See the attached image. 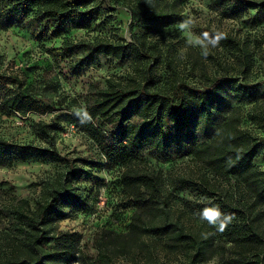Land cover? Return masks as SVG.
<instances>
[{"label":"trees","instance_id":"16d2710c","mask_svg":"<svg viewBox=\"0 0 264 264\" xmlns=\"http://www.w3.org/2000/svg\"><path fill=\"white\" fill-rule=\"evenodd\" d=\"M166 1L140 0L141 17L149 22L175 20L180 14L176 11L178 0ZM213 1L220 14L228 18H239L250 9L264 10V0ZM103 3L104 0H0V28L29 23L37 38H50L71 26H90L104 8ZM204 35L231 50L235 70L222 73L217 69L213 75L206 68L199 70L202 86L176 80V96L165 87L151 86L154 76L150 68L159 57L147 51L136 35L131 42L103 37L66 39L54 48L53 53L62 57L74 54V68L99 65L101 55L125 60L132 51L151 60L143 79L134 73L120 79L109 77L105 86L92 85L85 116L78 115L106 160L120 166L122 190L133 198L137 209L127 232L102 230L96 240V254H90L81 245L77 232L58 229V222L70 214L67 208L81 209L86 205L74 181L82 174L75 163L88 160L70 159L59 151L53 134L58 125L54 121L36 125L43 144H22L0 137V164L20 160L63 164L61 171L42 181L40 197L34 203L30 198L15 201L14 197L8 205L14 223L9 231H0L4 238L0 264H175L169 258L170 252L184 258L178 264H198L208 259L215 246L214 225L186 228L180 220H168L173 209L164 199L159 170L151 169V163L143 157L145 150L154 152L158 161L189 156L192 165L187 173L175 176L173 186L176 191L196 190L205 209L197 212L186 203L187 213L181 210L180 216L186 215L187 222H191L197 212L206 220L220 223L233 249L232 264H264V228L257 222L264 219V170L256 163L264 137L242 127L240 105L253 102L248 117L263 128L264 83L251 78L253 59L247 40L211 29H205ZM2 78L0 75L1 112L27 115L58 110L54 104L43 103L33 85L19 83L15 78L10 86V81ZM220 179L231 184V192L219 191L215 181ZM153 247L168 256L166 263L154 260L150 251ZM158 251L154 254L158 255Z\"/></svg>","mask_w":264,"mask_h":264},{"label":"rangeland","instance_id":"374dc122","mask_svg":"<svg viewBox=\"0 0 264 264\" xmlns=\"http://www.w3.org/2000/svg\"><path fill=\"white\" fill-rule=\"evenodd\" d=\"M115 1L104 0V8L99 10L90 26H71L60 35L50 38H37L29 23L0 28L2 79L10 81V86L14 85L11 80L15 78L19 83L33 85L43 103L54 104L58 108L53 112H30L27 115H9L0 111V137L22 144H43L36 125L42 121H54L58 125V128L54 125L56 130L53 134L59 151L70 159L84 157L88 160V163H75L82 174L74 181L86 199V205L81 209L72 206L67 208L66 211L70 214L58 222V229L62 232H77L81 245L93 255L96 254L95 244L102 230H129L137 205L122 190L120 166L106 160L98 144L84 130L78 115L80 113L85 116V104L92 85L105 86L109 77L120 79L134 73L143 79L146 75L144 69L151 60L132 51L125 60L119 61L101 55L99 65L74 68L72 62L75 55L62 57L53 53L54 48L61 46L66 39L78 41L103 37L131 42L136 35L142 39L147 51L154 52L159 57V61L150 68L154 76L151 86L165 87L174 94L175 82L179 79L193 86H202L199 70L206 68L212 75L217 69L222 73L234 72L235 57L231 50L204 35L205 29H211L237 34L250 43L253 59L251 78L254 82L264 83V10L250 9L242 12L239 18H228L220 14L219 7L213 0H178L176 11L180 14L175 20L149 22L141 17L140 0ZM112 6L115 8L112 9ZM240 105L242 127L251 130L258 137H264V127L252 123L248 117L254 103L243 102ZM260 149L256 163L264 170V141L261 142ZM143 157L151 163V169L159 170L162 176V193L164 199L168 200L169 208L173 209L169 212L168 220H180L186 228H209V224L214 225L213 253L198 264H232L233 249L221 230V224L214 219L206 220L197 213L204 208L199 193L190 189H174L175 176L187 173L192 165L190 157L158 161L154 152L146 150ZM62 166L60 162L51 160H20L11 165L0 164V231L13 228L14 222L9 216L8 205L20 198H30L34 203L40 197L42 181L61 171ZM211 178L214 180L212 176ZM215 183L222 194L232 191L231 184L225 179ZM14 197L16 198L13 200ZM186 203L197 210V216H192L191 222H187L186 215L180 216L181 210L187 213ZM257 222L264 228V219ZM147 243L152 244L150 241ZM3 244L4 238L0 234L2 249ZM150 251L156 262L166 263V254L154 247ZM157 251L159 254H154ZM168 255L175 264L184 259L171 252ZM142 259L146 260L144 257Z\"/></svg>","mask_w":264,"mask_h":264},{"label":"clouds","instance_id":"9594fccd","mask_svg":"<svg viewBox=\"0 0 264 264\" xmlns=\"http://www.w3.org/2000/svg\"><path fill=\"white\" fill-rule=\"evenodd\" d=\"M205 215H210L209 213H205ZM216 215H219V213L217 212Z\"/></svg>","mask_w":264,"mask_h":264}]
</instances>
